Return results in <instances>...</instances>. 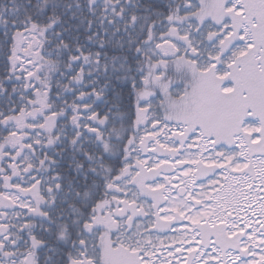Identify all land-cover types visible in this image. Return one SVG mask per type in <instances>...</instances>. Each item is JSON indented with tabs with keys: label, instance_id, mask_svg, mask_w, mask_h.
Here are the masks:
<instances>
[{
	"label": "snow or ice",
	"instance_id": "1",
	"mask_svg": "<svg viewBox=\"0 0 264 264\" xmlns=\"http://www.w3.org/2000/svg\"><path fill=\"white\" fill-rule=\"evenodd\" d=\"M0 264H264V0H0Z\"/></svg>",
	"mask_w": 264,
	"mask_h": 264
}]
</instances>
